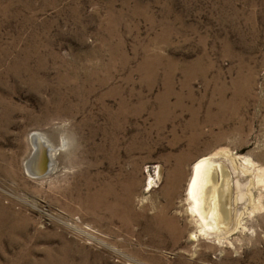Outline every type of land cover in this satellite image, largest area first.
I'll return each mask as SVG.
<instances>
[{
	"label": "rangeland",
	"instance_id": "obj_1",
	"mask_svg": "<svg viewBox=\"0 0 264 264\" xmlns=\"http://www.w3.org/2000/svg\"><path fill=\"white\" fill-rule=\"evenodd\" d=\"M263 173L264 0H0V264H264Z\"/></svg>",
	"mask_w": 264,
	"mask_h": 264
},
{
	"label": "bare ground",
	"instance_id": "obj_2",
	"mask_svg": "<svg viewBox=\"0 0 264 264\" xmlns=\"http://www.w3.org/2000/svg\"><path fill=\"white\" fill-rule=\"evenodd\" d=\"M34 139L35 138H32L33 142H34ZM33 144L35 146L34 155L32 157V160L27 162L26 166L28 169H31V171L38 174L44 168L43 166H45V163H44L45 158H43V152L45 151L47 152V149L43 150L41 148L42 144L36 142V140ZM220 154L221 153H213L210 156L208 155L206 157L200 158L197 162H195L192 165L191 174H190L191 176L190 178H188L189 181H188L187 189L185 192H186L187 201L190 205L189 207L190 213L193 215V217L195 216L198 222V225L200 226V230H198L199 234L200 233L202 234L204 231L210 230L213 228H215L214 230H216L217 232L221 230H225L230 221V217L228 215L227 210H224L222 208V205H223L222 202L226 201V199L228 198L226 191L224 194L221 193L224 190V186H225L224 184H226L227 176H226V173L223 171V169L219 166L218 171L221 175V180L220 182L217 181L216 180L217 179L216 168L213 167L214 158H216ZM223 154L224 153H222V155ZM228 157L230 158V156ZM230 160L233 166L235 167L234 160L231 158ZM242 171L243 173H248L249 169H243ZM263 176H264V173H263ZM257 180L258 179H256V182ZM221 194L224 197L223 201L221 200V197H220ZM211 223H215L217 226L207 228V226L211 225ZM176 231L177 230H175V232Z\"/></svg>",
	"mask_w": 264,
	"mask_h": 264
},
{
	"label": "water",
	"instance_id": "obj_3",
	"mask_svg": "<svg viewBox=\"0 0 264 264\" xmlns=\"http://www.w3.org/2000/svg\"><path fill=\"white\" fill-rule=\"evenodd\" d=\"M47 164H48V159L45 162L44 169H42V171L37 174V177H41V176H43L46 173V171H47Z\"/></svg>",
	"mask_w": 264,
	"mask_h": 264
}]
</instances>
